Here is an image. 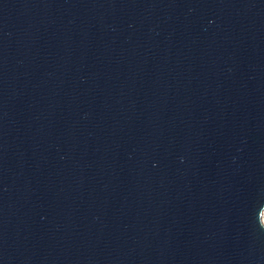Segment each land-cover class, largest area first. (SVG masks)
<instances>
[{"label": "water", "instance_id": "water-1", "mask_svg": "<svg viewBox=\"0 0 264 264\" xmlns=\"http://www.w3.org/2000/svg\"><path fill=\"white\" fill-rule=\"evenodd\" d=\"M264 0H0V264H264Z\"/></svg>", "mask_w": 264, "mask_h": 264}, {"label": "bare ground", "instance_id": "bare-ground-1", "mask_svg": "<svg viewBox=\"0 0 264 264\" xmlns=\"http://www.w3.org/2000/svg\"><path fill=\"white\" fill-rule=\"evenodd\" d=\"M263 221H264V214H263Z\"/></svg>", "mask_w": 264, "mask_h": 264}]
</instances>
